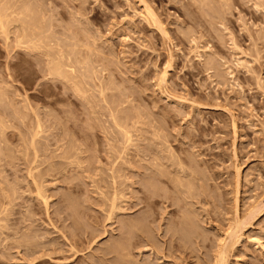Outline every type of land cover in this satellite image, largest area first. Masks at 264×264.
Masks as SVG:
<instances>
[{
	"label": "rangeland",
	"instance_id": "1",
	"mask_svg": "<svg viewBox=\"0 0 264 264\" xmlns=\"http://www.w3.org/2000/svg\"><path fill=\"white\" fill-rule=\"evenodd\" d=\"M0 11V264H264V0Z\"/></svg>",
	"mask_w": 264,
	"mask_h": 264
},
{
	"label": "bare ground",
	"instance_id": "2",
	"mask_svg": "<svg viewBox=\"0 0 264 264\" xmlns=\"http://www.w3.org/2000/svg\"><path fill=\"white\" fill-rule=\"evenodd\" d=\"M34 3H35V2H34ZM22 5H23V4H22ZM24 5H25V3H24ZM28 5H29V4H28ZM31 6H32V5H31ZM33 6H34V5H33ZM25 7H26L27 10H28V9H29L28 7H30V5H29V6H27V5H26V6H23V8H25ZM30 8H31V7H30ZM34 8H35V7H34ZM29 10H30V9H29ZM23 11H24V9H23ZM39 11H40V10H39ZM1 12H2V11H0V26H1V29H4V28H5V29L7 30V28H6L7 25L5 26V19H6V18H5V16H3L4 13H3V12L1 13ZM25 12H26V9H25ZM26 13H27V12H26ZM26 13H23V14L26 15ZM33 15H34V14H33ZM38 15H39V13H38ZM38 15H37V14L34 15V17H35V16L39 17ZM26 16H28V15H26ZM29 17H30V16H29ZM25 18H26V17H25ZM35 18H36V17H35ZM39 18H40V17H39ZM27 19H30V18H27ZM30 20H31V19H30ZM6 22H7V21H6ZM31 22H33V21H31ZM40 22H42V21H40ZM44 22H45V21H44ZM7 23L10 24L9 22H7ZM20 23H22V24L24 23V24H25V23H26V19H25V21H23V22L20 21ZM28 23H30L29 20H28ZM40 24H41V23H40ZM42 24H44V23H42ZM25 25H26V24H25ZM27 25H28V24H27ZM27 25H26V26H27ZM23 26H24V25H23ZM23 26H22V27H23ZM26 26H25V29H26ZM35 26H36V25H35ZM28 27H30V26H28ZM32 27H33V26H32ZM40 27H42V26H40ZM23 28H24V27H23ZM23 28H22V29H23ZM1 29H0V31H1ZM5 29H4V32H6ZM8 29H9V26H8ZM28 29H29V28H28ZM32 29H33V28H32ZM9 30H10V29H9ZM29 30H30V29H29ZM38 30H39V29H38ZM24 31H25V30H24ZM32 31H33V30H32ZM36 31H37V30H36ZM36 31H35V32H36ZM2 32H3V30H2L0 33H2ZM30 32H31V31H30ZM7 33H8V32H7ZM23 33H24V32H23ZM23 33H22V37H23L24 40L21 39L20 41H21V42L23 41L22 43H25V39L28 38V37H26V36L29 35V32H25V34H27L26 36H25ZM4 34H5V33H4ZM30 34H32V33H30ZM33 34H34V31H33ZM23 35H24L25 37H24ZM33 36H34V35H32V38H34ZM29 37H31V35H30ZM29 39H30V42L27 41V40H29ZM29 39H26L27 43H28V42H29V43H33V41H31L32 39H31V38H29ZM35 39H36V38H35ZM35 39H34V41H35ZM63 41H64V40H63ZM65 41H66V40H65ZM66 42H68V39H67ZM64 43H65V42H64ZM20 44H21V43H20ZM25 44H26V43H25ZM32 47H33V46H32ZM35 47H37V46H35ZM64 47H65V46H64ZM64 47H63V48H64ZM71 47H72V46H71ZM71 47H69L67 50H69L70 53L72 52L71 54H75V53L73 52V50H74L75 48L71 50V49H70ZM28 48H29V47H28ZM51 51H54V50H51ZM74 51H76V50H74ZM52 53H53V52H52ZM47 54H48V53H47ZM61 55H62V54H61ZM51 56H52V55H51ZM57 56H58V55H57ZM59 56H60V54H59ZM59 56H58V58H59ZM63 56H64V55H63ZM63 56H62V58H63ZM60 57H61V56H60ZM50 58L52 59V57H50ZM59 59L61 60V58H59ZM59 59H57V61H58ZM52 60H54V59H52ZM55 60H56V59H55ZM60 60H59V61H60ZM57 61H54V62H56V64H57ZM59 61H58V65L60 64ZM61 61H62V60H61ZM61 61H60V62H61ZM50 63H51V61H50ZM50 63H49V64H50ZM87 64H88V63H87ZM52 65H53V62H52V64H51V67L53 68V73H55V72H54L55 69H54V67H53ZM58 65H57V66H58ZM60 65L62 66L61 69H63V68L65 67L66 64H64V67H63V64H60ZM54 66H56V65H54ZM57 66H56V67H57ZM56 67H55V68H56ZM56 69H57V68H56ZM58 69L60 70V73H61V69H60L59 67H58ZM58 69H57V70H58ZM64 69H65V68H64ZM64 69H63V71H64ZM49 70H50V69H49ZM57 70H55V71H57ZM59 70H58V71H59ZM51 71H52V69H51ZM58 71H57L56 73H58ZM65 72H66V70H65ZM53 73H52V74H53ZM56 73H55V74H56ZM67 73H68V72H67ZM58 74H59V73H58ZM63 74H64V73H63ZM63 74H61V75H63ZM50 75H51V74H50ZM67 75H68V74H67ZM52 76H53V75H52ZM57 76H59V75H57ZM67 77H68V76H67ZM67 77H65V78H67ZM69 77L71 78L72 76H69ZM84 77H85V76H84ZM65 78H64V79H65ZM67 79H68V78H67ZM79 90H80V89H79ZM115 122L117 123V121H115ZM115 122H114V124H115ZM118 125H119V124L117 123L116 126H118ZM38 127H39V126H38ZM40 127H41V126H40ZM40 127H39V128H40ZM39 128H38V129H39ZM118 128H119V127H118ZM123 129H124V128H123ZM124 132H125V131H124ZM123 134H125V133H123ZM127 135L129 136V134H126V137H127ZM129 139H131V138H129ZM125 140H126V139H125ZM129 141H130V140H128V142H129ZM181 167H182V166H181ZM179 169H180V168H179ZM182 173H183V172H182ZM177 176H178V175H177ZM178 179H179V178H178ZM178 179L175 180V181H178ZM173 180H174V179H173ZM181 180H182V179H181ZM181 180H180V181H181ZM178 183H180V182H178ZM182 183H183V182H181L180 184H182ZM187 183H188V182H187ZM184 184H185V182H184ZM176 185H177V184H176ZM182 185H183V184H182ZM190 185H191V184H190ZM149 186H150V185H149ZM183 187H184V186H183ZM188 187H191V186H188ZM190 189H193V188H190ZM188 191H189V190H188ZM177 192H178V191H177ZM194 192H195V191H194ZM178 194H179V193H178ZM180 194H181V193H180ZM183 194H185V193H183ZM186 195H187V194H186ZM189 195H190V194H189ZM114 196H115V195H114ZM187 196H188V195H187ZM44 203H45V201H44ZM45 204H46V203H45ZM45 204H44V205H45ZM46 205H48V203H47ZM68 207H69V206H68ZM113 208L115 209V206H114ZM113 208H112V209H113ZM237 214H238V213H237ZM233 216H235V215H233ZM75 217H76V216H75ZM182 217H183V216H182ZM187 218H188V217H187ZM237 218H238V217H237ZM188 219H189V218H188ZM234 219H235V218H234ZM184 220H185V219H184ZM181 221H182V220H181ZM189 221H190V220H189ZM238 221H240V220H238ZM187 222H188V221H187ZM187 222H186V223H187ZM190 222H191V221H190ZM133 223H134V222H133ZM186 223H185V224H186ZM189 224H190V223H189ZM232 224H233V223H232ZM236 224H237V223H236ZM174 226H175V225H174ZM231 226H232V225H231ZM127 227H128V226H127ZM192 227H193V226H192ZM231 229H232V228H231ZM134 230H135V229H134ZM196 230H197V229H196ZM232 232H233V234H232ZM234 232L236 233V231H234V229H233V231H231V233L229 234V238H226L227 241L230 239L231 241H229V242H232V243H233V242H234L233 240L238 239V238H237L238 236L235 237ZM224 236H225V235H224ZM227 237H228V236H227ZM234 238H236V239H234ZM220 239H221V238H220ZM224 239H225V238H224ZM219 241H220V240H219ZM227 241H226V242H227ZM236 242H237V240H236ZM119 243H120V242H119ZM128 243H129V242H128ZM227 243H228V242H227ZM232 243H231V245H233ZM234 243H235V242H234ZM120 244H122V243H120ZM120 244L117 243V246H118L119 248H118L117 246H115V247H117V249H118V251H117V249H115L117 252H116L114 249H113V250H114L116 253H118L119 255H120V254H121V255H126L125 253L128 252V250H127L128 248H126L125 246H128V245H125V244H124V245H125V246H124L123 244H122V245H120ZM236 244H237V243H236ZM227 245H228V248H229V247H230V246H229L230 243H228ZM227 245H226V243H224L223 246H227ZM131 247H132V246H131ZM125 248H126V249H125ZM223 248H224V247H223ZM229 249H230V248H229ZM125 250H126V251H125ZM221 250H222V249H221ZM223 250H224V249H223ZM223 250H222V253H221V254H222V255H221L222 257H223L224 255L226 256V253H224ZM226 250H227V249H226ZM226 250H225V251H226ZM231 251H233V250H231ZM223 253H224V254H223ZM227 254H228V253H227ZM228 255H229V254H228ZM221 256H219V257L217 256V257H218V258H221ZM225 256H224V257H225ZM109 257H110V256H109ZM128 257H130V256H128ZM225 258H226V257H225ZM221 259H223V258H221ZM219 260H220V259H219ZM225 260H226V259H225ZM217 261H218V260H217ZM127 262H128V261H127ZM224 262H225V261H224Z\"/></svg>",
	"mask_w": 264,
	"mask_h": 264
}]
</instances>
